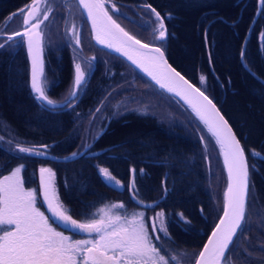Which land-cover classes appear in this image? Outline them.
Here are the masks:
<instances>
[{"label": "trees", "instance_id": "obj_1", "mask_svg": "<svg viewBox=\"0 0 264 264\" xmlns=\"http://www.w3.org/2000/svg\"><path fill=\"white\" fill-rule=\"evenodd\" d=\"M106 1L110 8L112 4L118 8L111 15L124 30L147 42L152 40L155 26L143 6L160 13L168 33L161 46L166 60L205 91L232 128L247 158L249 209L226 255L234 258L235 264H264V40L260 35L264 32V14H260L264 9L256 14L257 0ZM29 3L32 0H0V25ZM76 12L79 14L77 8ZM53 13L56 22L51 21L48 29L53 47H43L42 59L49 81L47 95L55 99L69 82L71 63L60 24L64 17L57 10ZM79 26L93 48V64L79 96L66 108L46 109L34 101L23 42L19 38L16 44L3 40L0 175L23 165L21 176L30 184L36 180L37 166L51 163L60 201L76 217H84L98 204L122 201L123 194L100 180V167L108 168L123 183L131 170L130 185L135 169L133 196L157 198L163 204L167 236L177 251L188 248L192 263L221 211L225 178L219 156L216 152L219 179L215 185L214 175L203 173L202 146L190 127L197 124L183 119V113H190L171 96L178 107L173 114L181 116L190 134L172 121L174 115L166 119L155 109L117 113L108 107L105 100L118 90L121 95L127 91L134 101L155 96L154 87L121 58L93 46L83 18ZM201 75L206 77L204 85ZM102 107L106 110L102 119L93 122L96 110ZM86 144L90 147L85 148ZM19 147L38 149L53 157L80 155L68 161H51L20 153ZM253 150L259 155H253ZM211 186L216 190L209 191Z\"/></svg>", "mask_w": 264, "mask_h": 264}, {"label": "snow or ice", "instance_id": "obj_2", "mask_svg": "<svg viewBox=\"0 0 264 264\" xmlns=\"http://www.w3.org/2000/svg\"><path fill=\"white\" fill-rule=\"evenodd\" d=\"M41 3L45 5L44 8L40 7ZM259 5L260 9H264V0H259ZM78 6L86 12L87 19L92 25L94 39L98 44L126 57L151 77L161 89L180 97L220 146L228 176L223 215L208 238L207 244L204 245L203 251L199 253L196 264H228L229 258L226 254L234 237L242 230L249 209V168L245 151L239 140L217 110L213 100L205 94V91L193 86L168 64L160 46L142 43L117 23L110 14V12H118L115 4L109 9L105 6V0H78ZM51 11L48 0H32L27 7V14L23 17L25 30L9 35L8 40L12 41L17 36L26 37L31 61V88L35 99L40 101L42 106L46 104L56 108V103L46 94L42 81L43 32L40 25L49 18ZM24 12L25 9H21L18 14ZM152 12L157 21L153 29L157 33L155 39L164 41L168 35L165 19L155 9H152ZM170 15L168 14L169 17ZM40 16H43V19H40ZM31 20L36 22L30 23ZM70 34L74 38L75 45L79 47L80 33L75 26L70 30ZM260 35L264 40V32ZM2 47L4 45L0 44V48ZM241 57L242 59L245 57L243 50ZM84 82L85 72L82 71L80 63H75L73 87L62 106H67L77 97ZM200 83L201 85L206 83L205 76L201 75ZM201 142H205L203 137ZM84 147L88 148L90 145L86 144ZM18 151L28 155L44 154L26 147H19ZM77 155L78 153H73L72 157ZM253 155L259 154L253 150ZM23 167L21 165L15 168L10 175L0 180V264H169V259L162 255L160 248L153 243L143 212H136L131 216L113 215L105 206L99 209L101 214L99 219L78 222L60 201L54 183L56 173L51 168L41 167L38 191L51 213V217H48L36 206L37 191L25 190L21 176ZM132 171L133 181L130 188L135 192V169ZM99 173L106 181H114L117 187L123 186L108 168L100 167ZM124 207L122 203L111 205V208ZM50 219L63 224L66 229L85 233L90 238L72 240L63 232L57 231L50 223ZM165 219L163 212L157 213L152 218V234L160 232L167 236ZM181 219H183L182 215ZM155 238L160 240L161 237L156 235ZM171 260L176 261L177 257L173 255Z\"/></svg>", "mask_w": 264, "mask_h": 264}, {"label": "rangeland", "instance_id": "obj_3", "mask_svg": "<svg viewBox=\"0 0 264 264\" xmlns=\"http://www.w3.org/2000/svg\"><path fill=\"white\" fill-rule=\"evenodd\" d=\"M55 3H54V2ZM56 2H60V4H57ZM105 2H107L105 0ZM53 3H54V7H53ZM31 3H29L28 5L21 7L20 9L16 10L14 13H12L11 15H9L6 19H4L3 23L0 25V44L3 43L4 39H8L9 35H12L13 33L17 32V31H24L25 30V25L23 23V17L24 15H26L27 13V7L30 5ZM48 5L52 8L51 13L49 14V18L47 20H45L43 22V24L40 25V29L43 32V43H42V47H53L52 45V39L50 38L49 34H48V29L51 28V21H55V15H54V11H58L61 12L64 19L63 22L61 20L60 24H61V28L63 29V33L65 34V41L68 45L67 49H68V53H69V59H70V63H71V70H70V79L69 82L67 83L66 87L64 88V90L59 94V96H57L55 99L53 98H49L52 99L56 104L57 107L56 108H66L71 106L75 100L77 99V97L79 96L81 90L83 89L85 82L88 78V74L92 68V64H93V55H94V51L92 46L88 45L86 43V39L83 37L84 36V31L83 29H81L79 31V22H81L82 20V14L78 8V5L76 3L75 0H48ZM60 5V8H57V6ZM78 9L79 14L76 12V8ZM41 8H44L45 5L43 3L40 4ZM143 8L145 9L144 13L145 15H148L151 17V19L153 20V25L156 27L157 21L155 19V15L152 12L151 8H148L147 6H143ZM21 9H25V12L23 14H18L20 13ZM110 9V8H109ZM111 14L115 13V12H110ZM14 14H18V15H14ZM114 15V14H113ZM40 19H43V16L39 17ZM35 20H31L30 23H35ZM145 22V21H144ZM84 25L86 26L87 30V24L86 22L83 20ZM73 26H75L76 30L79 31L80 33V46L77 47L74 43V38L73 36L70 34V30L73 28ZM134 29V28H133ZM52 30V29H51ZM135 30V29H134ZM137 35V34H135ZM157 35V33L154 32L153 38L150 42H147L145 40H140L143 43H148V44H155L157 46H162L165 42L164 41H160V40H156L155 36ZM139 36V35H137ZM90 37V35H89ZM19 40L22 41V37H15V39L13 40V42L16 44L17 41ZM81 39L83 40V43H81ZM138 39V38H137ZM12 42V41H11ZM23 42V41H22ZM44 44V46H43ZM82 44V45H81ZM93 46H95L93 44ZM96 47V46H95ZM97 48V47H96ZM99 49V48H97ZM162 49V47H161ZM102 50V49H100ZM75 63H80L81 64V69L82 71L85 72V82L83 83L82 87L80 88V90L78 91V95L77 97L67 106H62L65 102V100L67 99V97L69 96L72 87H73V83H74V76H75ZM89 65H91V68H89ZM45 75L44 72V76L42 77V81L43 86L45 88L46 94L48 92V85H49V81ZM122 78H126V77H122ZM154 88H152L155 92L153 94H155V96L150 95V92H147L149 94V96L147 97H142V98H138L134 101H132L131 99V94L129 95V93H127V91L125 93L122 92V95L120 94L121 92L118 90L116 93L112 94L111 96H109L105 101H106V105H108V107H111L113 111L117 112V113H121L127 110H132V109H138L140 111L143 112H151L150 110L155 109L156 114L158 113L159 115H161L162 117H165L166 119L172 117L174 114L173 112H175V110L178 108L176 107L173 103H172V99L170 97V95L164 93L163 91L159 90L158 88H156L154 85H152ZM122 88H125V86H122ZM161 93H160V92ZM34 101H36L38 103L39 106L44 107L46 109H53L51 106H47V105H41L40 101H37L35 99V94L32 95ZM173 98V97H172ZM214 103V102H213ZM182 105V104H181ZM185 108V107H183ZM187 110V109H186ZM105 109L102 107L101 109L99 108V111L96 110L95 114H94V120L97 119H102V116L105 113ZM181 111V110H180ZM184 118L183 119H187L189 120L190 123H196L197 126H190L191 129L198 134V138L197 141L198 143H200V147L202 146V160H203V164H204V169H203V173H208L209 172V176H213L214 175V182L215 185H218V171H219V167H218V163L216 160V152L219 156V161H220V165L223 171V175L225 178V171H224V166L221 160V156L219 154V150H218V146L216 144V142L213 140V138L209 135V133L206 131V129L199 123V121L194 118V116L190 113L189 116H186L184 113L182 115ZM181 116L176 114L174 115V117L172 118L174 123H177L179 125H182V128L185 129V131L190 134L189 132V127H187V124L183 121L180 120ZM186 121V120H185ZM187 122V121H186ZM86 125H89V122H87ZM187 127V128H186ZM201 137L204 138V143L201 142ZM35 151L39 152L38 149H35ZM41 151V150H40ZM34 155V154H33ZM19 167V165L14 166L12 169H10L9 171H7L4 174L0 175V180H2L5 176H8L11 174V172L15 169ZM41 167H45V168H51L52 164L51 163H47L46 165L41 166V164H39L37 166V170H39ZM52 169V168H51ZM218 174V175H217ZM210 176V177H211ZM35 183H36V187H35ZM24 188L25 190H36L37 191V201L36 203L39 201V192H38V186H37V178L35 180V182H31L30 184L28 183H24ZM211 189L209 191L212 192V190H216V186L210 187ZM223 201V198H222ZM39 203V202H38ZM111 213H115V211H111ZM116 214V213H115ZM118 214V213H117ZM182 250L179 252V257H182L181 254ZM229 258V257H228ZM182 258H179V260H181ZM235 264V260L234 258H229L228 259V264ZM191 264V263H190Z\"/></svg>", "mask_w": 264, "mask_h": 264}, {"label": "flooded vegetation", "instance_id": "obj_4", "mask_svg": "<svg viewBox=\"0 0 264 264\" xmlns=\"http://www.w3.org/2000/svg\"><path fill=\"white\" fill-rule=\"evenodd\" d=\"M102 177L103 176L99 173V178L101 181L104 178V177L103 178ZM128 179H129V176H128ZM128 179H127V181H125V183L121 182L123 186L119 187L118 189H113V188L107 186L111 190L123 194L121 196L122 201L98 204L95 208V211H92L90 213H84V215H83L84 217H76V215H74L71 211H69L70 214L78 222H90L92 219H99L100 218L101 214L99 213V209L105 208V206H107V208L110 210V213H111V211H113V212L115 211L116 214L118 213L119 215H122V216L123 215L131 216L132 214H134L136 212H143L144 217H145V223L149 228L150 235L152 236V239H153V243L157 247L160 248L161 254L164 255L167 259H169V264H190L189 250L187 247L183 246V248L181 249L182 250V252H181L182 257H179L180 251H177L176 244L173 243L169 239L168 236H165L164 233H160V232H158L156 234L151 233L152 218L155 217L157 213L163 212V204L159 203L156 200L157 198L152 199V200H144V199L141 200V199L133 196L134 192L131 190L130 185H128L129 184ZM38 202L36 203V206L39 208V210L44 212L46 216L50 217L48 215V213L45 211V209L43 208V206L40 205V203H38ZM121 203L125 205L124 208H111V205L121 204ZM147 205H151V207H147ZM115 213L114 214L111 213V214L115 215ZM105 219H107V217H105ZM50 223L52 224V226L57 231L63 232L64 235L69 236L70 239H72V240L90 238L85 233H80L79 231H72L71 229H66V228L60 226L53 219H50ZM165 223L167 226L168 222L166 219H165ZM4 227H9V226H4ZM11 227H14V226H11ZM156 235H159L161 237L160 240H156V238H155ZM92 236L94 237L95 234L93 233ZM185 242H187L186 239H185ZM173 255H175L177 257L176 261L171 260V257ZM179 258H182V259L179 260Z\"/></svg>", "mask_w": 264, "mask_h": 264}, {"label": "water", "instance_id": "obj_5", "mask_svg": "<svg viewBox=\"0 0 264 264\" xmlns=\"http://www.w3.org/2000/svg\"><path fill=\"white\" fill-rule=\"evenodd\" d=\"M76 1V3H77V5H78V0H75ZM107 3L105 2V5H106ZM78 8H79V6H78ZM260 9V5H259V0H257V9H256V14L258 13V10ZM79 10H80V12H81V14H82V17H83V19H84V21L86 22V24H87V27H88V30H89V34H90V38H91V41H92V43L97 47V48H99V49H102V50H104V51H106V52H108V53H110V54H113V55H115V56H117V57H119V58H121L123 61H125L129 66H131L135 71H137L139 74H141L144 78H146L152 85H154L156 88H158L159 90H161V91H163L164 93H166V94H168V95H170L171 97H173L175 100H177L178 102H180L184 107H186V109L194 116V118H196L198 121H199V123L206 129V131L208 132V130H207V128L201 123V121L196 117V115L193 113V111H192V109L180 98V97H178V96H176L174 93H170V92H167V91H165L164 89H161L160 87H159V85H157L152 79H151V77H149L145 72H143L140 68H137L134 64H132L129 60H127V58L126 57H124V56H121L118 52H116V51H114V50H112V49H110V48H107V47H104L103 45H101V44H98L97 42H96V40L94 39V36H93V32H92V25H91V22L90 21H88V19H87V14H86V12H83V10L82 9H80L79 8ZM250 29V28H249ZM249 29H248V31H249ZM33 31H35V29H33ZM247 31V32H248ZM22 39H23V45H24V51H25V55H26V60H27V64H28V86H29V89L31 90V92H33L32 91V88H31V61H30V58H29V56H28V48H27V43H26V37H22ZM143 43V42H142ZM150 46H157V45H155V44H149ZM168 62V61H167ZM169 64V63H168ZM170 65V64H169ZM171 66V65H170ZM172 67V66H171ZM173 68V67H172ZM174 69V68H173ZM175 70V69H174ZM176 71V70H175ZM186 79V78H185ZM190 82V81H189ZM191 83V82H190ZM193 86H194V84H193ZM46 105V104H45ZM57 105V104H56ZM47 106H49V105H47ZM52 107V106H51ZM217 108V107H216ZM218 110V109H217ZM219 111V110H218ZM221 114V113H220ZM222 115V114H221ZM225 119V118H224ZM226 121V120H225ZM209 133V132H208ZM209 135L213 138V140L216 142V140H215V138L209 133ZM237 138V137H236ZM217 144V143H216ZM217 146H218V150H219V154H220V156H221V160H222V163H223V166H224V158H223V155L221 154V151H220V146L217 144ZM78 155H80V152L78 153ZM77 155V156H78ZM37 156H39V157H41V158H45V159H48V160H52V161H66V160H71V159H73V158H75V157H77V156H75V157H72V155L71 156H67V157H53V156H50V155H47V154H43V155H37ZM224 171H225V190H226V188H227V184H228V176H227V171H226V169H225V167H224ZM103 182L107 185V186H109V187H111V188H113V189H118L119 187H117L115 184H114V182H109V181H106L105 179H103ZM37 185H38V190H39V187H40V173H39V170H37ZM39 192V191H38ZM39 198H40V202L42 203V205H43V207H44V209L51 215V213L48 211V209H47V205L44 203V200H43V196L42 195H40L39 194ZM223 201H224V199H223ZM223 215V204H222V209H221V212H220V214H219V216H218V218H217V220H216V222H215V224L213 225V227L211 228V230L209 231V233H208V235L206 236V238H205V240H204V242L202 243V245L200 246V248H199V250H198V252H197V254H196V256H195V259H194V261H193V263L192 264H196V260L199 258V253L201 252V251H203V248H204V245L205 244H207V242H208V238L211 236V233H212V231L214 230V228H215V226H216V224L217 223H219V220H220V217ZM57 222V221H56ZM58 224H60L62 227H64L63 226V224H61V223H59V222H57ZM65 228V227H64Z\"/></svg>", "mask_w": 264, "mask_h": 264}]
</instances>
